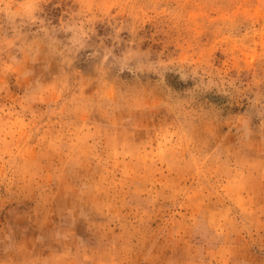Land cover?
<instances>
[{
    "label": "rangeland",
    "instance_id": "1",
    "mask_svg": "<svg viewBox=\"0 0 264 264\" xmlns=\"http://www.w3.org/2000/svg\"><path fill=\"white\" fill-rule=\"evenodd\" d=\"M262 5L264 0H171L164 24L173 43L167 51L161 44L153 47L162 49L161 59L195 62L209 55L221 62L217 69L239 77L237 83L258 82L264 76ZM130 11L114 7L110 14L121 12L117 19H123ZM32 13L31 0H12L6 15L16 22ZM55 107L36 117L19 108L0 112V180L14 192L21 177L29 180L26 206L33 212L43 199L54 203L68 186L73 192L86 188L103 208L105 231L117 250L142 245L129 260L234 264L260 259L264 143L247 136L241 124L231 132L225 125L227 135L211 141H189L177 127L133 113V120L110 137L106 119H77L69 110L51 115ZM69 126L76 139L62 136Z\"/></svg>",
    "mask_w": 264,
    "mask_h": 264
},
{
    "label": "clouds",
    "instance_id": "2",
    "mask_svg": "<svg viewBox=\"0 0 264 264\" xmlns=\"http://www.w3.org/2000/svg\"><path fill=\"white\" fill-rule=\"evenodd\" d=\"M170 4L31 0L33 13L13 22L6 15L12 0H0V112L19 108L21 114L36 117L55 105L51 115L69 110L77 119H106L110 137L139 113L177 127L189 141L214 140L227 135L225 125L231 132L239 123L247 136L264 143V76L245 86L223 67L217 69L221 62L209 55L195 62L161 59L174 39L164 24ZM114 7L132 11L117 19L123 13L111 15ZM149 39L152 43L145 48ZM153 44H161L163 51ZM63 135L76 139L72 126ZM21 181L14 192L0 180V264H168L147 256L129 260L142 245L117 250L93 191L73 192L68 186L54 203L43 199L33 212L26 206L30 181ZM257 247L260 259H237L234 264H264V240Z\"/></svg>",
    "mask_w": 264,
    "mask_h": 264
}]
</instances>
